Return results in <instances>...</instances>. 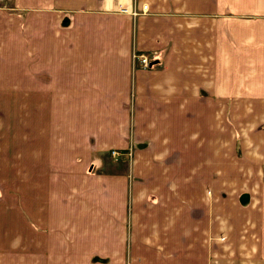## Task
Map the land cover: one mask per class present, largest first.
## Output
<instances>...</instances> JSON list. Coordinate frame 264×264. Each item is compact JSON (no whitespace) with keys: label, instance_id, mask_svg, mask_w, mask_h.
<instances>
[{"label":"crops","instance_id":"obj_1","mask_svg":"<svg viewBox=\"0 0 264 264\" xmlns=\"http://www.w3.org/2000/svg\"><path fill=\"white\" fill-rule=\"evenodd\" d=\"M4 179L0 264H264V0H0Z\"/></svg>","mask_w":264,"mask_h":264},{"label":"rangeland","instance_id":"obj_2","mask_svg":"<svg viewBox=\"0 0 264 264\" xmlns=\"http://www.w3.org/2000/svg\"><path fill=\"white\" fill-rule=\"evenodd\" d=\"M134 68L137 69V66L134 65ZM128 105H129V107L132 108L133 103L131 104V101H130V103ZM112 150H116L117 152L122 153V156L119 158V160L116 161V160L111 158L110 154L107 153L105 156L106 157L105 158L106 159L105 160V167L108 168L110 170V172L113 171L112 168H114L117 171L121 167L123 169V166H125V168H127L128 170L131 169V167H132V162H131L132 156L128 155V154H130V153L132 154L133 148L131 149V147L129 146L127 149H124V150L123 149L122 150L112 149ZM234 163H235V161L231 162V160L228 159L223 163H217V165L215 167L217 170H219L221 172L222 176H249L250 175L251 171L250 170L249 171H246V170L243 171L244 167L242 165L239 166L236 171H234V167H235ZM42 166L47 167V165H44V164H42ZM205 166L208 167V165H205ZM219 171L216 173L217 176L220 175ZM236 179L237 178H234V181ZM6 182H8V181H6V179L0 180V189L4 188V184H6ZM217 207L219 208L220 211L223 210V207L220 206L219 203H218ZM220 211L218 213H220ZM220 214H222V213H220Z\"/></svg>","mask_w":264,"mask_h":264},{"label":"built area","instance_id":"obj_3","mask_svg":"<svg viewBox=\"0 0 264 264\" xmlns=\"http://www.w3.org/2000/svg\"><path fill=\"white\" fill-rule=\"evenodd\" d=\"M133 59H134V65L137 66L138 69L146 70L152 66V63L147 55L134 54ZM109 154L111 158L116 161L119 160V158L122 156V153L117 152L116 150H111ZM128 155H131V153Z\"/></svg>","mask_w":264,"mask_h":264}]
</instances>
